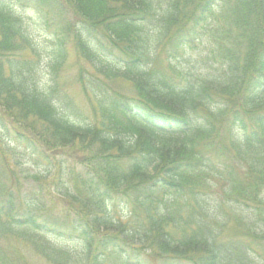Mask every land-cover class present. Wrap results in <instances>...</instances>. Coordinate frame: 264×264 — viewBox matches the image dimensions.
<instances>
[{
	"label": "trees",
	"instance_id": "16d2710c",
	"mask_svg": "<svg viewBox=\"0 0 264 264\" xmlns=\"http://www.w3.org/2000/svg\"><path fill=\"white\" fill-rule=\"evenodd\" d=\"M36 22L59 48L44 84ZM70 43L93 121L58 93ZM162 52L189 68L171 58L159 68ZM3 139L44 166L33 181L58 188L60 211L21 195L19 152ZM62 149L78 151L77 164ZM7 234L54 264H264V0H0ZM0 264L16 263L0 248Z\"/></svg>",
	"mask_w": 264,
	"mask_h": 264
},
{
	"label": "rangeland",
	"instance_id": "374dc122",
	"mask_svg": "<svg viewBox=\"0 0 264 264\" xmlns=\"http://www.w3.org/2000/svg\"><path fill=\"white\" fill-rule=\"evenodd\" d=\"M16 11L19 13H24L23 15L28 16L33 12L31 10H25L22 7H17ZM34 41L38 45L39 50L43 53L42 58L40 60L39 66L37 68V79L40 84H44L45 82H49L51 78L50 74H48V62L52 60L53 54L57 53L58 46L55 44L53 37L47 28H45L42 24L36 22L34 27ZM204 44L200 45V48L204 50ZM193 53L194 61L195 59L198 61L201 59L200 53L202 51L196 50ZM25 53H29L26 51ZM65 53H67V58L65 63L61 66L59 70V77L57 83V89L59 95L62 97L63 95L67 98L70 97L74 107V116L82 121H93V106L89 101L88 96L83 91L81 84L77 80L78 75V65L76 62V53L77 48L73 43L66 45ZM174 60L175 63H178L182 66V68H189V63L185 61L182 56L177 58L167 57V52L159 53L157 59L155 60L157 66L165 71H169V59ZM87 64V63H86ZM88 65V64H87ZM201 70L197 72H201L206 64H200ZM92 69L91 67H89ZM204 71V70H203ZM206 71V70H205ZM126 88V86H119L120 89ZM223 134L226 136V139H229L233 134H236L235 131H223ZM6 150L7 151H17L19 154L11 155V163L13 161L17 162V166L15 168L20 184L18 186L22 189L21 195H26L27 193L35 192L40 194L41 200L45 201L47 207L54 212L60 211L64 204V197H62L58 193V188L55 186H50L49 184H45L41 189L38 185L33 181V174L39 171V169H44V166H40V164H35L30 161L28 151L26 149L19 147L17 144L12 143L8 140L3 139ZM61 155L67 161V163L77 164V160L79 158V152L76 150H67L62 149ZM24 162H21V160ZM47 167V166H46ZM49 175H54L53 172L48 173ZM65 176L64 178H66ZM57 242L58 245L65 247V249L70 251H75L78 248V245L72 240H61V239H53ZM0 248L3 253L7 254L9 259L16 264H54L49 261L46 256L43 254L42 250L38 245L34 244L31 241L23 240L13 234H7L0 238Z\"/></svg>",
	"mask_w": 264,
	"mask_h": 264
}]
</instances>
